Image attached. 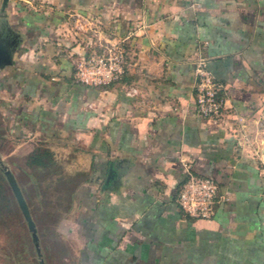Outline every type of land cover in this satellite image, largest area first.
Returning <instances> with one entry per match:
<instances>
[{
  "label": "crops",
  "instance_id": "obj_1",
  "mask_svg": "<svg viewBox=\"0 0 264 264\" xmlns=\"http://www.w3.org/2000/svg\"><path fill=\"white\" fill-rule=\"evenodd\" d=\"M99 40L125 41L127 75L85 87L74 63ZM199 61L226 89L217 120ZM0 130L12 164L54 157L24 168L43 210L72 182L61 264H264V0H0ZM189 167L227 198L212 221L176 202Z\"/></svg>",
  "mask_w": 264,
  "mask_h": 264
},
{
  "label": "built area",
  "instance_id": "obj_2",
  "mask_svg": "<svg viewBox=\"0 0 264 264\" xmlns=\"http://www.w3.org/2000/svg\"><path fill=\"white\" fill-rule=\"evenodd\" d=\"M79 30H85L79 25ZM129 49L125 41L112 44L103 40L92 44L91 50L75 61V82L85 87H109L119 84L127 75ZM195 99L198 113L209 120L222 117L225 108V92L205 61L196 66ZM137 91L131 89L128 95ZM187 178L181 185L177 204L184 217L195 221H212L217 210L227 198L221 194L219 184L213 178L196 175L189 167Z\"/></svg>",
  "mask_w": 264,
  "mask_h": 264
},
{
  "label": "rangeland",
  "instance_id": "obj_3",
  "mask_svg": "<svg viewBox=\"0 0 264 264\" xmlns=\"http://www.w3.org/2000/svg\"><path fill=\"white\" fill-rule=\"evenodd\" d=\"M10 143L8 133L0 131V264H61L59 254H68L59 252L60 246L55 231L53 228H45V223L40 220L41 206L37 205L29 190L26 189L32 216L37 224L33 234L37 236L38 245H35L33 234L17 205L9 180L15 175L24 187L27 175L17 173L12 168ZM50 170H55V165H52Z\"/></svg>",
  "mask_w": 264,
  "mask_h": 264
},
{
  "label": "flooded vegetation",
  "instance_id": "obj_4",
  "mask_svg": "<svg viewBox=\"0 0 264 264\" xmlns=\"http://www.w3.org/2000/svg\"><path fill=\"white\" fill-rule=\"evenodd\" d=\"M0 131H2V130H0ZM52 165H55V170H50V167L52 169ZM11 166L17 173H23L24 175H27V176H29V175L24 171L25 166L31 170H32V168H34L37 170L36 173L39 172L41 174V178H42V176L44 178L46 175H48L50 173H56V172H58V169H59V167L55 163L54 157L51 156L49 153H47L46 150L44 151L40 148H37L35 150L33 155L29 159H27L26 163L24 162L21 166L14 165L11 163ZM12 177H13V183L15 184L17 189L20 191V193L22 194V196L25 200V203H26L25 205H27V207L29 209L30 217L34 223L35 228H36L37 224H36V222L32 216L33 215L32 207H31L30 201L27 197L28 191H26V189H27L26 188V182L28 181V179L24 183V187H22L21 184L19 183L18 178L15 175L14 176L12 175ZM9 182H10V180H9ZM60 187H64V191H65L64 196H54V195L51 196L50 195L51 197H49V200H48L49 206L47 207L46 210H45V208L43 210V206L39 205V206H41L40 212L42 213L40 220L43 223H45V225H44L45 228H53L54 229L55 235H56L57 240H58V244L60 246V249H58V250H60L61 254L65 255L67 253H64V251H63V243L61 242L60 236L57 235L58 233H57L56 224L58 223V221L61 220L62 216L64 214H66L67 212H69L71 209L70 203H71L72 196H73L72 195L73 186H72V182H66V183H63L62 185H60ZM11 189H12L14 197L18 203L17 205H19L17 195H16L15 190H14L13 185H12V181H11ZM54 190H56V189H54ZM38 200L40 201L39 197H38ZM19 208H20V211L22 212V215H23L25 221L27 222L29 231L32 233V231L30 230V227H29L28 220H27L24 212L22 211L20 205H19Z\"/></svg>",
  "mask_w": 264,
  "mask_h": 264
},
{
  "label": "water",
  "instance_id": "obj_5",
  "mask_svg": "<svg viewBox=\"0 0 264 264\" xmlns=\"http://www.w3.org/2000/svg\"><path fill=\"white\" fill-rule=\"evenodd\" d=\"M7 57H8V56H7ZM112 170H113V169H111V172H112ZM111 175H112V173L110 174V177H109V178H111ZM109 180H110V179H109ZM10 181H12V185H13V188H14L15 193H16V195H17L19 205L21 206V209H22V211L24 212V214H25V216H26V218H27V220H28L30 230L32 231V233L35 234V226H34V223H33L32 219H31V217H30L29 209H28L27 205H25V204H26V203H25V200H24L22 194L20 193V191L17 189V187H16L15 184L13 183V177H12V176H11ZM34 234H33V241H34L35 245H38L37 236H35ZM41 264H44V263L42 262Z\"/></svg>",
  "mask_w": 264,
  "mask_h": 264
}]
</instances>
